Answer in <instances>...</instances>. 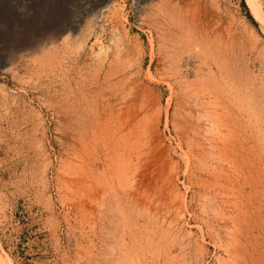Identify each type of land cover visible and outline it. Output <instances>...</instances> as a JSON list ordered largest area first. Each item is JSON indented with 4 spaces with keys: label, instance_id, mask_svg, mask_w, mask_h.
<instances>
[{
    "label": "rangeland",
    "instance_id": "obj_1",
    "mask_svg": "<svg viewBox=\"0 0 264 264\" xmlns=\"http://www.w3.org/2000/svg\"><path fill=\"white\" fill-rule=\"evenodd\" d=\"M1 257L264 264V30L247 0H0Z\"/></svg>",
    "mask_w": 264,
    "mask_h": 264
},
{
    "label": "bare ground",
    "instance_id": "obj_2",
    "mask_svg": "<svg viewBox=\"0 0 264 264\" xmlns=\"http://www.w3.org/2000/svg\"><path fill=\"white\" fill-rule=\"evenodd\" d=\"M248 3H249V7H250V10H251V13L252 15L254 16V18L259 22V24H261L263 30H264V9L262 7V4H261V1L260 0H247ZM107 7V6H106ZM109 11H111L114 15V17H116L117 19L120 18V8L118 7L116 1H113L111 3V5L109 6L108 8ZM99 15V14H98ZM101 16V15H100ZM104 18V17H103ZM97 19L99 18H95V19H90V23L89 25L87 26L86 30L82 33L80 39H79V43L81 46H85L87 45V42L90 40V38L92 37L93 33L96 32V25H97ZM122 19V18H121ZM116 21H119V20H116ZM121 23V22H120ZM119 24V23H118ZM119 28V27H118ZM124 28V27H123ZM101 31H103L101 29ZM101 33V32H100ZM100 33H96L97 34V43L96 45L100 48V50L102 49H107L106 47L102 46V42L100 40V36L101 34ZM69 34V33H68ZM120 34V33H119ZM71 37V35H67L64 39V41L68 40V38ZM121 40V39H120ZM77 42V43H78ZM117 47V46H116ZM80 48V47H78ZM109 49V48H108ZM98 50V51H100ZM93 51V49H92ZM169 227V226H168ZM0 264H13V262H9V260L7 261H3L2 260V257L0 258Z\"/></svg>",
    "mask_w": 264,
    "mask_h": 264
}]
</instances>
